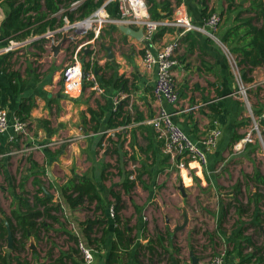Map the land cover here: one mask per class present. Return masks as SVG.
Returning <instances> with one entry per match:
<instances>
[{
    "label": "crops",
    "instance_id": "0c3cea01",
    "mask_svg": "<svg viewBox=\"0 0 264 264\" xmlns=\"http://www.w3.org/2000/svg\"><path fill=\"white\" fill-rule=\"evenodd\" d=\"M64 1L67 0L60 1L55 11L56 2L39 0V6L25 14L32 24L24 31L43 29L44 32L18 40L20 43L12 44L11 50L7 51L11 41L4 36L2 25L9 12V0H0V106L9 111L12 119L23 101L32 103L27 117L29 135L18 136L13 125L0 132V224L3 221L6 227L7 219L11 225L9 218L16 224L12 209L26 213L29 208H37L45 212L52 205H61L60 212L49 210V216L40 218L32 230L28 228L26 249L14 253L10 264H54L60 255H64L68 264H72V260L82 264L78 256L80 249L72 236L83 238L93 247L95 264H105L117 238L115 211L114 215L111 212L116 204L113 191L120 192L123 199L121 220L129 221L126 233L131 241L130 253L126 255L133 254V264H202L201 257L197 256L196 236L199 228L195 223L199 224L198 221L206 220L208 216L205 213L200 217L194 215L191 190L197 186L209 198L217 195L215 165L222 159L225 149L231 146L234 133L246 134L244 131L250 126L245 123L249 117L244 99L238 92L228 47L221 38L237 23L240 24L238 21L244 17L253 18L256 26H261L263 19L247 11L238 17L240 11L250 5V0H237L244 9L231 10H227L226 0H181L178 3L177 0H170L173 9L181 5L192 22L201 27L205 23L201 12L203 2L208 11L220 13L222 20L218 30L214 31L217 38L208 33L212 32L209 25H205V30H189L182 35L180 29L166 27L158 31L162 34L157 36V33L152 42H145L142 38L126 34L119 25L107 24L99 35L91 31L89 34L93 33L92 38L88 34L79 42L68 40L55 54L51 48L52 35L60 39L65 27L71 24L70 19L63 15L66 10ZM156 1L160 4L164 0ZM35 3L31 0L30 5ZM243 29L240 27L239 32L242 33ZM69 34L72 33L69 31ZM178 36L182 46L174 72L180 102L172 105L156 97L154 85L157 67L146 70L143 55L145 46H152L156 50ZM107 47L111 48L112 57ZM76 51H79L84 69L87 60H94L91 67L104 92L96 93L85 80L80 92L69 89L62 71ZM94 54L97 57L92 59ZM43 61L47 62L45 68L40 65ZM241 74L252 79L245 80L246 85H250L248 100L252 108L262 111L264 64L253 68L245 66ZM118 76L128 79L127 89L117 86ZM119 104H122L127 117L118 116L113 120V113ZM89 108L101 115L93 119ZM161 108L169 110L174 121L182 125L199 144H203V139L215 128L222 131L215 145L207 151L205 168L195 172L199 185H194L192 181L187 184L186 178V186L174 185L176 164L171 158L169 165L161 171L168 154L164 152V141L159 138L151 122ZM122 120L125 121L124 125L108 126L112 121ZM97 122L101 128L96 132L94 125ZM122 130L127 138L123 148L108 140L112 138L117 141L118 133ZM62 136L69 139L63 144L47 146L52 141L58 142ZM133 138L135 152L131 145ZM31 145L38 148L31 152L26 150ZM134 153L136 159L132 156ZM32 160L36 162L35 165ZM189 166L197 167L194 162ZM188 177L193 179V176ZM218 177L222 175L218 174ZM73 178L76 181L92 179L96 183L99 200L86 201L77 208L70 207L61 194V188ZM128 179L135 181L130 191L124 187ZM197 201L211 217L217 216L216 219L221 218V222L226 217L224 211L229 204L226 201L223 205L220 203V211H210L205 207L208 201L203 202L200 197ZM96 206L101 208L95 210ZM52 215H55V219H52ZM57 216L60 222L56 221ZM66 217L64 223L62 219ZM89 218L98 221L90 237L99 239L105 232L104 242L96 240L89 243L88 235L84 232L86 225L83 226ZM186 219L187 224L182 226ZM11 228L13 231L12 225ZM64 235L67 236L66 245L59 247L55 241ZM16 237H21L19 231H16ZM32 242L34 247L31 246ZM232 247L231 253L226 255L225 264H237L240 259L234 244ZM13 249L8 247L6 234L5 241H0V252L5 255ZM50 250L52 256H48Z\"/></svg>",
    "mask_w": 264,
    "mask_h": 264
},
{
    "label": "trees",
    "instance_id": "16d2710c",
    "mask_svg": "<svg viewBox=\"0 0 264 264\" xmlns=\"http://www.w3.org/2000/svg\"><path fill=\"white\" fill-rule=\"evenodd\" d=\"M36 3L34 5H30L31 0H9V12L5 20L3 21V34L5 37L10 39L9 41H18L22 40L25 37L29 35H35V34H42L44 31L41 30H26L24 29L29 28V25L32 24L30 21V17H25V14L33 9L34 7L39 6L38 2L39 0H34ZM62 0H53V2H56V6L53 8V10H58L59 8V2ZM77 0H67L64 1L66 10L64 11V16L68 17L71 21V23L76 22L78 19L82 20L89 15H91L98 7L103 5L107 0H78L80 1L77 5L72 6V3ZM148 1V0H147ZM181 0H177V3ZM227 1V10L231 9H244L243 5H241L237 0H226ZM149 13L153 19H161L166 18L168 16H171L173 13V4L170 0H164L160 4L156 0H149ZM48 4V1H47ZM204 7L202 8V16L204 19H206L213 11H208L207 5L203 2ZM161 7V9H159ZM106 10L110 15H117L118 14V2L117 1H110L105 5ZM252 12L257 16L258 18L263 19V24L261 26H256L253 24V18L250 17H244L240 24L237 23V25L234 26V28L230 29L226 35H224L221 40L227 45L229 50L235 55L238 64L241 66V70L245 69V66L247 67H255L258 65L264 64V0H250V5L240 11V14H238V17L242 16V12ZM162 12H164L162 14ZM237 17V18H238ZM79 21V20H78ZM244 27L243 32H239V28ZM162 32H159L157 34L161 35ZM93 33L89 34L88 37L92 38ZM232 36V37H231ZM45 39H42L44 41ZM20 42V41H19ZM94 63V60L89 59L85 62L86 69L90 68ZM244 76V75H243ZM245 80L252 81V79H248L244 76ZM117 86L123 87L127 89L128 79L124 76H118L117 77ZM32 108V103L23 101L21 104V107L17 113V115L24 121H27V117L29 116L30 110ZM117 111H115L113 114L114 116L112 119L114 120L115 117L118 116H124V111L122 109V104H119L117 107ZM89 111L92 114V118L96 119L97 116H100L101 113L95 111L92 108H89ZM256 114H259L261 111L255 110ZM250 117L245 121L246 125H250ZM130 122V121H129ZM127 122L126 124H129ZM119 124L124 125L125 121L115 122L112 121L108 126L109 127H115ZM262 126H264V123H262ZM101 128L100 123L97 122L96 125H94V131H99ZM119 139L117 141H114L112 138H109L108 140L117 145L118 147L123 148L125 145V142L127 140L125 132L118 133ZM246 134L239 133L236 131L234 133L232 144L235 142L240 141L241 139L245 138ZM133 144V152L134 150V144L135 140L133 138V141H131V145ZM231 144V145H232ZM250 145V143H248ZM133 158L136 159V154H132ZM170 156L166 155L163 160L164 167L161 169L164 170L166 166L169 165ZM168 161V163H167ZM33 165L36 164L35 161L32 160ZM245 177H247L248 181L255 180L259 184H261L264 187V175L259 169H255L254 173H245ZM141 177V174H139L138 178ZM135 185V181L132 179H128L124 182V187L127 191H130L133 186ZM258 188H260L258 186ZM235 190L237 193L241 190V184L238 183L235 187ZM61 194L63 197L67 200L68 204L72 208H77L81 205H83L86 201L93 202L95 199L99 200L98 195V189L96 186V183L92 179H80L76 181L74 178L67 183H65L61 188ZM114 198H115V220L117 222L116 227V236L117 238L114 240L111 254L108 257L105 264H123L121 263V258L124 254L130 253L131 250V241L129 235H127L126 230H128V220H124V222L121 220V210L123 207V199L121 197L120 192L113 191L112 192ZM257 199L260 200L264 197V195L260 192L256 194ZM237 202H239V199L237 196H234ZM24 200V199H23ZM40 201L45 202L43 198H40ZM253 201V199H251ZM60 203L57 205H52L51 207L46 208L45 212L39 210V209H33L29 208L28 212L22 213L16 209H12V216L16 220V224H14V221L12 218H9V221L11 222V225L13 227V234L15 237L14 242V249L12 252H8L7 254L3 255L0 252V264H10V260L14 258V253L20 252L22 248L24 250L26 249V238L28 228L31 230L39 223V219L43 218L44 216H49V210H56L57 212H60ZM231 206L227 204V207L224 211V215L227 214V210ZM237 209H239V214H241L245 209L240 206H237ZM101 207L96 206L95 210H99ZM1 210V208H0ZM258 213H256V220L254 224L256 223V226H260L264 223V220L262 219V215H264V211H261L257 208ZM52 219H55V215H52ZM56 221L60 222V217H56ZM258 221V222H257ZM98 222V221H97ZM93 219H88L83 223V226L86 225L84 232L86 235H88L89 243H94V241L98 242H104V235L106 236L105 232L99 239H92L89 234L93 232V227L95 223H97ZM252 222V223H253ZM248 227V226H247ZM0 241H5V235L7 234L6 227L4 226V223L0 224ZM16 231H19L21 233V237H16ZM72 239L75 241L76 244L79 243L80 237L79 236H72ZM234 249L237 252V256H239V261L237 264H264V239L261 243H256L253 239L252 235H247L245 233V230L241 228L239 232L236 235L235 243H234ZM248 249V251H246ZM121 250V251H119ZM124 251L123 255L121 253ZM53 252L50 250L48 251V256H52ZM59 262L58 264H68V262L64 259V255H60L54 264ZM78 262L75 260H72V264H77Z\"/></svg>",
    "mask_w": 264,
    "mask_h": 264
},
{
    "label": "built area",
    "instance_id": "2783aa9c",
    "mask_svg": "<svg viewBox=\"0 0 264 264\" xmlns=\"http://www.w3.org/2000/svg\"><path fill=\"white\" fill-rule=\"evenodd\" d=\"M110 1L118 2V14L110 15L105 5ZM80 1H74L72 6H75ZM106 3L98 7L88 17L73 22L66 26L65 29L69 30L72 34L76 35L79 31L81 37H85L91 31L99 35L102 28L107 24L116 25H129L134 28L143 27V37L145 42H152L155 35L160 29L166 27H174L180 29V35L189 30H205V25H209L212 32H208L214 38H217L216 31L222 20V16L218 12H212L206 19L204 25L201 27L192 22L189 14L181 5H176L170 17L153 19L149 13V4L147 0H107ZM215 31V32H214ZM88 42V41H87ZM18 41H11V44L6 49L11 50L12 44H19ZM181 39L176 37L174 40L160 46L154 50L152 46L144 47L143 66L146 70H151L157 67L156 80L154 85V93L159 100L166 101L172 105H178L180 102V91L178 82L174 72L175 65L178 64V53L181 49ZM229 58L232 61V68L236 75L237 83L239 86L238 92L241 97L246 100L250 112V119L252 120L255 129L260 130V126L264 123V109L259 114H256L252 109V104L248 100V89L250 85H246L243 74H241V66L235 55L227 49ZM97 57L93 55L92 59ZM63 78L67 83L70 90L75 89L76 92L82 90V82L88 81L91 88L96 93L104 92V87L101 84L97 74L92 67L84 69L81 62L79 51H76L71 60L63 68ZM119 101L117 100V103ZM155 127L157 135L164 141V152L168 154L180 169V175L184 179V171L190 174V169L203 171L205 163L208 160V149L213 147L221 134V129L215 128L209 135H207L202 143L195 142L190 133L186 129L175 122L172 113L161 108L159 113L151 120ZM10 125L14 126L15 134L27 136L30 134L29 123L22 120L18 115L10 118L9 111L0 106V132L6 131ZM246 138V139H245ZM240 141L251 140L250 134ZM239 142V141H238ZM56 141L47 144L52 146ZM37 145H31L26 148L28 151L37 149ZM191 162L196 163L197 167L189 166ZM185 180V179H184ZM114 215V209H111ZM78 248L82 253V264H95L94 249L87 243L85 244L81 239L78 243ZM226 252L217 253L212 256L210 264H225Z\"/></svg>",
    "mask_w": 264,
    "mask_h": 264
},
{
    "label": "rangeland",
    "instance_id": "374dc122",
    "mask_svg": "<svg viewBox=\"0 0 264 264\" xmlns=\"http://www.w3.org/2000/svg\"><path fill=\"white\" fill-rule=\"evenodd\" d=\"M67 54L70 56V53ZM99 54L100 50L98 55ZM46 63L45 61L40 62L41 67L45 68L47 66ZM250 100H252L251 97ZM243 103L249 117L250 112L245 99ZM244 132H246V136L250 134L251 140L235 142L227 147L222 155V159L215 165V170H217V195L209 198V195L203 194L197 186L196 189L191 190V200L193 201L192 210L194 215L200 217L205 213L208 216V219L198 221L197 223L199 224L195 223L199 228V233L196 236L197 256L201 257L199 259L202 261V264H210L212 256L223 251H225L228 256L233 250L232 246L241 228L245 230L247 235H252L256 243H261L264 239V223L258 227L256 223L254 224L253 222V220H256L255 215L258 213L257 208L264 211V197L258 200L256 196L258 192L264 195V187L255 180L248 181L247 177L244 176L245 173H254L255 169H259L262 174H264V126L261 125L258 131L255 129L252 120H250V126ZM67 139H69L67 136H62L57 141L59 144H63ZM248 143H250V145H248ZM174 173H176L174 185L183 184L186 186L188 184L187 181V184L185 183V180L180 175V169L176 166ZM218 174L219 176L222 175V177H218ZM188 176H193L190 183L192 181L195 183L194 185L200 184V181L195 178L197 174L194 169H190L189 175L184 172V178H190ZM238 183L241 184L239 193L235 190ZM258 186L260 188H258ZM234 196L238 197L239 202L234 199ZM198 197L202 198L203 202L208 201V203H205V207L210 211H220V203L223 205L225 201L232 204L228 209L226 217L221 222V218L217 220V216L211 217L208 212H205V210L199 206V203H197ZM251 199H253V201H251ZM236 205L242 206L245 211L239 214V209H237ZM261 217L264 220V215ZM62 221L65 223L67 217L62 219ZM66 239L67 236L64 235L58 237L55 242L59 247H62L66 245ZM81 240L85 244L87 243L83 238ZM73 247L77 248L74 244ZM78 256L82 260V253H80V251ZM107 259L109 258H106V261ZM121 263L133 264V254H124L121 258Z\"/></svg>",
    "mask_w": 264,
    "mask_h": 264
},
{
    "label": "water",
    "instance_id": "95a60500",
    "mask_svg": "<svg viewBox=\"0 0 264 264\" xmlns=\"http://www.w3.org/2000/svg\"><path fill=\"white\" fill-rule=\"evenodd\" d=\"M242 2H245V0H242ZM119 28L124 31L126 34H129V35H132L138 39H141L143 37V32H144V29L143 27H139V28H134L132 26H129V25H119ZM79 34V31L77 30L76 31V35L74 34H69V30H65L62 34V37L60 39L57 40V38L52 35L51 37V40H52V50L55 52V54H57L62 45L67 42L68 40H74V41H81L82 40V37L77 35ZM107 50L109 52V55L110 57H112L113 53L111 51V48L110 47H107ZM49 195V194H48ZM187 221L188 219H186V221L184 222V225L182 226H185L187 224ZM5 225H6V228H7V241H8V247L13 249L14 248V234H13V231H12V228H11V225L10 223L8 222L7 219H5ZM32 247H34V243L32 242L31 243Z\"/></svg>",
    "mask_w": 264,
    "mask_h": 264
},
{
    "label": "bare ground",
    "instance_id": "6f19581e",
    "mask_svg": "<svg viewBox=\"0 0 264 264\" xmlns=\"http://www.w3.org/2000/svg\"><path fill=\"white\" fill-rule=\"evenodd\" d=\"M190 180H191L190 178H186V181L188 182V184L190 183Z\"/></svg>",
    "mask_w": 264,
    "mask_h": 264
}]
</instances>
